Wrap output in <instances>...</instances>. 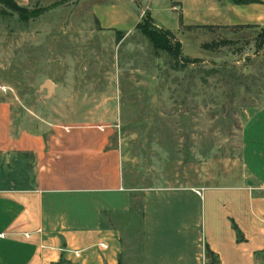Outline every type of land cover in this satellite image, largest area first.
<instances>
[{
  "label": "rangeland",
  "instance_id": "obj_1",
  "mask_svg": "<svg viewBox=\"0 0 264 264\" xmlns=\"http://www.w3.org/2000/svg\"><path fill=\"white\" fill-rule=\"evenodd\" d=\"M11 2L38 14L19 17ZM10 3H0V98L10 103L15 129L23 123L45 130L48 120L64 121L70 98L84 105L71 113L82 118L116 99L119 121L108 119L106 126L120 138L128 184L256 183L241 149L244 124L264 106V26L180 27L173 35L189 61L175 62L135 27L122 32L132 15L140 22L148 6L157 22L173 28L177 11L168 0H130L112 10L105 0ZM93 14L121 31L100 29ZM44 81L56 85L53 97ZM93 102L97 106L88 107ZM134 195L133 211L122 220V264L139 260Z\"/></svg>",
  "mask_w": 264,
  "mask_h": 264
},
{
  "label": "crops",
  "instance_id": "obj_2",
  "mask_svg": "<svg viewBox=\"0 0 264 264\" xmlns=\"http://www.w3.org/2000/svg\"><path fill=\"white\" fill-rule=\"evenodd\" d=\"M125 1L105 3L112 10ZM168 6L177 11L173 28L157 22L149 6L148 14L172 34L180 27L264 26V0H168ZM93 16L100 29L121 31ZM131 22L123 35L138 16ZM42 85L53 97L56 85ZM74 100L66 103L64 121L30 130L23 123L15 129L10 103L0 98V264H122V220L133 211L134 194L137 264H264V106L242 131V164L256 183L138 187L128 184L120 138L106 126L119 121L116 99L83 118L71 116L84 106Z\"/></svg>",
  "mask_w": 264,
  "mask_h": 264
},
{
  "label": "trees",
  "instance_id": "obj_3",
  "mask_svg": "<svg viewBox=\"0 0 264 264\" xmlns=\"http://www.w3.org/2000/svg\"><path fill=\"white\" fill-rule=\"evenodd\" d=\"M234 3H245L248 0H232ZM0 3L7 4L10 3V0H0ZM11 8L16 11L17 15L20 17L22 15H26L27 17H34L38 13L36 11L27 12L26 10L18 7L14 3H10ZM135 28L141 33L142 36L146 38L148 43L151 45L152 48L162 50L172 56V59L177 62H187L189 61L188 58L183 57L181 55V44L180 42L174 37V35L168 30L163 27H156L153 23L149 14L146 13L135 25ZM205 46L202 45V48ZM232 228L236 231L237 237L239 238V233L237 228L234 224H232ZM204 253L210 256L208 252V248L204 246Z\"/></svg>",
  "mask_w": 264,
  "mask_h": 264
},
{
  "label": "built area",
  "instance_id": "obj_4",
  "mask_svg": "<svg viewBox=\"0 0 264 264\" xmlns=\"http://www.w3.org/2000/svg\"><path fill=\"white\" fill-rule=\"evenodd\" d=\"M97 128H98L99 130H102V129L104 128V125H98ZM62 129H63L64 131H67V130H68V127H67V126H62ZM196 192L199 193L198 190H196ZM26 235H27V234L24 233V236H26ZM0 236H1V234H0ZM100 246H101V247H104L105 245H104L103 243H100ZM73 253H74V255H77V251H73Z\"/></svg>",
  "mask_w": 264,
  "mask_h": 264
},
{
  "label": "water",
  "instance_id": "obj_5",
  "mask_svg": "<svg viewBox=\"0 0 264 264\" xmlns=\"http://www.w3.org/2000/svg\"><path fill=\"white\" fill-rule=\"evenodd\" d=\"M49 84V83H48Z\"/></svg>",
  "mask_w": 264,
  "mask_h": 264
}]
</instances>
